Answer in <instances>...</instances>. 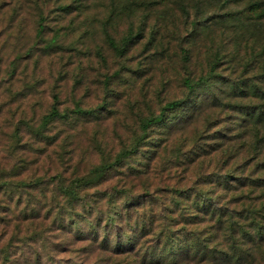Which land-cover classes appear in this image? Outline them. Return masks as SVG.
I'll list each match as a JSON object with an SVG mask.
<instances>
[{
	"label": "rangeland",
	"instance_id": "1",
	"mask_svg": "<svg viewBox=\"0 0 264 264\" xmlns=\"http://www.w3.org/2000/svg\"><path fill=\"white\" fill-rule=\"evenodd\" d=\"M198 1L0 0V201H8L6 208L0 206V216L8 220L0 218V232L2 227H58L51 223L53 216L46 217V204L57 212L58 203L64 201L60 194L62 183L88 173L99 162L100 151L117 154L142 132V117L157 114L167 101L184 97V78L207 71L211 51H230L236 56L232 65H239L237 73L243 70L248 80L256 79L253 73L259 62L242 66L248 59L247 46L234 49L221 29L224 24L219 25L221 31L216 29L213 38L189 42ZM67 4L70 10L63 11L62 5ZM243 4L230 5L241 9ZM213 9L219 11L212 1L203 0L204 16ZM41 17L45 30L39 38L36 30ZM140 27L142 36L130 44L124 55L117 54L105 40V31L120 40L130 29L135 32ZM182 46L191 50L189 61L183 58ZM219 65L226 80L237 74L231 73L225 58ZM243 101L253 104L256 98L250 96ZM225 102L224 96L206 99L204 112L202 103L194 119L184 128L172 130L169 150L185 138L189 141L185 148L189 150L203 133L205 137H215L218 129H230L231 118L240 111L224 109ZM54 105L62 117L38 134L43 115ZM77 106L95 111L80 114L74 111ZM194 107L196 104L189 106L191 112ZM182 120H186L184 116L177 121ZM150 133L157 135L158 128ZM128 163L136 165L135 161H127L123 168L126 173L131 171ZM157 164L149 173L152 188L173 184L183 175L180 169L185 163L176 164L170 172H161L163 164ZM194 171H203V156L193 165ZM194 177L190 175L186 182ZM123 179L122 172L113 171L105 186ZM142 179L134 178L141 189ZM20 180L42 183L36 182L31 189L17 186ZM6 181L14 183L17 190L2 184ZM43 186L47 188L40 190ZM10 195L14 200H8ZM17 197H21L19 201ZM33 203L38 215L30 210ZM17 256L21 262L24 260L19 252ZM64 257L80 262L82 256L75 253ZM89 260V264L97 262L95 258Z\"/></svg>",
	"mask_w": 264,
	"mask_h": 264
},
{
	"label": "trees",
	"instance_id": "2",
	"mask_svg": "<svg viewBox=\"0 0 264 264\" xmlns=\"http://www.w3.org/2000/svg\"><path fill=\"white\" fill-rule=\"evenodd\" d=\"M210 1L219 11L213 9L204 16L203 0L195 4L189 42L213 38L219 25L224 24L221 29L234 49L247 46L248 59L242 66L259 62L253 73L256 79L248 80L243 70L237 73L239 65H232L236 56L230 51H211L207 71L184 78V97L167 101L157 114L142 117V132L117 154L100 151L99 162L88 173L62 183L64 201L58 203L57 212L45 203L46 217L53 216L51 223L58 227H2L0 264H89L90 258H95L96 264H264V0ZM232 2L244 4L235 9ZM70 8V4L61 7L63 11ZM185 13L190 15L189 11ZM43 19L37 24L39 38L45 30ZM142 30L130 29L120 40L105 31V40L117 54L124 55L142 36ZM207 33L209 36H205ZM52 41L47 43L49 47ZM181 49L184 60L189 61L190 48ZM224 58L231 73H237L230 80L218 69ZM222 96L226 98L224 109L240 111L231 118L230 129H218L215 137L203 133L189 150L185 148L189 142L186 138L169 150L172 130L184 128L200 113L202 103L204 112L206 99ZM250 96L256 102L244 104ZM192 104L196 107L191 112ZM74 111L85 114L95 110L77 106ZM181 116L186 120L179 123ZM59 117L62 113L52 106L43 115L37 133H44ZM155 128L157 139L150 133ZM49 137L45 135L47 140ZM202 156L203 171L192 173ZM130 160L136 165L128 163L131 171L126 173L123 168ZM157 163L163 164L161 172L185 163L180 169L183 175L173 184L152 188L149 173ZM113 171L122 172L124 179L107 187ZM190 175L195 177L187 183ZM134 178H143L139 181L142 189ZM36 182L42 183L20 180L15 184L34 189ZM2 184L16 189L11 181ZM14 198L10 195L8 200ZM7 203L0 201V206L6 208ZM30 210L33 215L40 213L34 203ZM0 218L8 221L6 216ZM5 235L7 239H3ZM18 252L24 257L22 262ZM75 253L82 256L80 262L64 257Z\"/></svg>",
	"mask_w": 264,
	"mask_h": 264
}]
</instances>
